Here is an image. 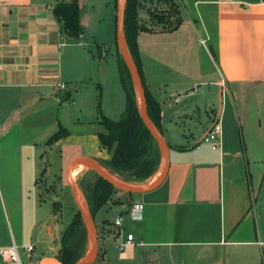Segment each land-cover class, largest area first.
Returning <instances> with one entry per match:
<instances>
[{
  "label": "crops",
  "instance_id": "0c3cea01",
  "mask_svg": "<svg viewBox=\"0 0 264 264\" xmlns=\"http://www.w3.org/2000/svg\"><path fill=\"white\" fill-rule=\"evenodd\" d=\"M201 2L207 9L193 20L180 0L178 30L140 33L169 168L160 186L115 204L138 243L117 249L124 236L103 219L90 264H264V0ZM58 3L0 0V246L15 243L26 258L23 247L33 244L37 264H62L65 229L54 203L40 196L39 175L79 158L108 159L100 110L122 117L127 105L118 59L106 63L117 51L116 0H79L82 39L64 34L53 14ZM142 34L151 38L147 48ZM218 120L220 149L196 148ZM61 127L68 135L48 146Z\"/></svg>",
  "mask_w": 264,
  "mask_h": 264
},
{
  "label": "trees",
  "instance_id": "16d2710c",
  "mask_svg": "<svg viewBox=\"0 0 264 264\" xmlns=\"http://www.w3.org/2000/svg\"><path fill=\"white\" fill-rule=\"evenodd\" d=\"M144 1L126 0L125 38L129 53L145 88L149 117L154 128L161 134V107L146 84L138 46V36L141 32L152 33L155 31L142 24L139 19V12ZM175 7L173 13L179 15L180 11L178 9L180 6L177 4ZM53 14L62 24L64 34L74 39L80 38L84 29L80 21L79 0L59 1L53 9ZM150 14L158 24L167 26L165 31L168 32L178 30L183 23L181 16H178L176 21L172 20L174 16L172 13L169 15ZM116 50L120 80L126 94L127 105L122 117L119 120H113L101 112L99 104L100 119L98 123L103 130L98 133V138L102 149L107 151L109 158L97 162L103 169L111 175L117 176L123 183L142 185L158 173L162 163V151L143 121L132 77L120 53L118 42L116 43ZM211 51L214 54L213 50ZM67 135L68 131L61 127L48 140L47 145L51 146ZM90 176L93 177L92 180L89 179ZM79 188L83 191L89 211L94 219L100 209L108 203H122V201L113 198V194L118 189L93 170L80 179ZM129 194L132 195L133 193ZM80 233L81 237L77 239L76 237ZM88 244L87 226L81 211L78 209L62 233V248L59 254L62 264H75L86 254Z\"/></svg>",
  "mask_w": 264,
  "mask_h": 264
},
{
  "label": "rangeland",
  "instance_id": "374dc122",
  "mask_svg": "<svg viewBox=\"0 0 264 264\" xmlns=\"http://www.w3.org/2000/svg\"><path fill=\"white\" fill-rule=\"evenodd\" d=\"M59 1H61V0H59ZM185 1L188 2V9L190 12L189 14H191V18H193V20L199 19L197 17V12L198 13L199 12L201 13V11L205 12V10L207 9L206 6L202 5V2H201L202 0H185ZM196 1H200V2H198L196 5L195 4ZM177 4L180 6L178 9V11H180V14L174 15L173 11L176 9L175 6ZM150 13H158L160 15H163V14L169 15L170 13H172L174 15L172 17V20H174V21H176L178 16H181L182 19L184 18V13H183L182 6L180 4V0H171L169 2L167 0H145L143 2V6L139 12V19H140L141 23L152 28V29H154V30H166L167 26H165L163 24H158L157 21L151 17ZM185 17L188 20H190V17L188 16V14H186ZM198 28L201 29V25H199ZM104 31L105 30H102L98 34V38H97L99 40L98 44L104 45V42H106L105 39L107 38L108 35L106 33H104ZM142 35H144V34H142ZM197 35L199 36L198 32H197ZM146 36H148V34L147 35L145 34L143 36V41H144V39H146V42H144V45L146 46L145 48H147L151 42V40H150L151 38H146ZM198 39H199V37H198ZM200 40H201V38L199 39V41ZM138 46H139V52H140V34L138 36ZM92 50L94 51L95 54L96 53L100 54V51H101L100 49L98 50V47L96 45L93 46ZM147 52L148 51L145 52L146 57L148 56ZM120 53H121V50H120ZM115 55L116 54H114V56H109L108 61L106 63H108V62L113 63L112 61H115L117 59ZM197 55H199V57H200L199 53H197ZM206 82L208 83L207 86L210 87L211 86L210 84H211V82H213V80H211V77H209V79ZM207 86H205L204 88L207 89ZM135 90H136V88H135ZM203 91H205V90H203ZM136 94H137V100L139 103L140 101H139V91L138 90H136ZM109 118H111L113 120H119L121 118V114H119L117 111L115 112V110H114L112 113V117H109ZM163 160H164V156L162 154V162H163ZM43 166L45 168V165H43ZM81 168H82V172L78 176H76L74 179H72L70 176L71 182L78 187H79L80 179L86 173H88L89 171H92V169L87 165H82ZM55 169L56 168L53 167L52 176H50V177L42 172L39 175L36 184H37L38 189L40 191V196L42 198H48V201L50 202V204L54 203V206H56V209L58 210V213H59V220L61 221L62 226L64 228H66L69 225V223L71 222L72 218L74 217L75 213L78 211L79 208H78V204L75 200L72 187L70 186L68 179H67V170H65L63 172H57V171H55ZM42 171H43V169H42ZM157 175H158V173L151 180H149L148 182H146L142 185H133V186L147 187V186L153 185V184L157 183L158 179L160 178L159 177L157 179ZM112 177L114 179L120 181L117 176L112 175ZM89 179L92 180L93 177L90 176ZM81 192L83 193L82 190H81ZM129 196H130L129 193L122 191V190H119V189L113 194V198L115 200L121 201V199L124 198V200H122L125 202L124 204H129L132 202V199L129 198ZM136 196H139V195H136ZM110 204H112V202H110L106 206H104L96 216L97 222L96 221L95 222H96L98 234L103 233V229L100 228V225H101V222L103 221V219L104 220L109 219L110 221H114L118 215V206L115 205V203H114L111 205V207H109L108 205H110ZM259 209H260V207H259ZM260 211L259 212L261 214V219L264 222V208L262 207L260 209ZM87 230H88V235H89V244H88V251H89L91 246H92V243H91L92 240H91V235L89 233L88 227H87ZM80 237H81V233L78 234L76 238L79 239ZM250 264H252V263H250ZM260 264H263V262L260 261Z\"/></svg>",
  "mask_w": 264,
  "mask_h": 264
},
{
  "label": "water",
  "instance_id": "95a60500",
  "mask_svg": "<svg viewBox=\"0 0 264 264\" xmlns=\"http://www.w3.org/2000/svg\"><path fill=\"white\" fill-rule=\"evenodd\" d=\"M126 6V0H117V13H118V33H117V42L121 50V55L125 61V64L131 74L132 81L134 83V86L136 90L139 91V105H140V112L143 118V121L146 125V127L151 131L152 135L155 137L163 156H165L166 163L164 167V171L158 180L157 183L147 186V187H139V186H133L126 183H123L121 181H118L112 177V175L103 169L97 161H94L92 159L88 158H79L73 161L68 170H67V179L72 187L73 194L75 197V200L78 204V208L82 213L84 222L86 223L89 233L91 235V243L92 246L90 250L85 254L80 260H78L75 264H90L97 256L98 254V232L96 227L95 219L93 218L92 214L89 211L88 204L86 201V198L84 194L81 192V189L74 185L71 180L70 176L72 174V170L76 165H87L89 166L93 171H95L98 175L103 177L105 180H107L109 183L114 185L117 189L125 191L127 193H142L146 191H150L162 184L164 181L168 168H169V146L165 142L164 138L161 134L158 133V131L154 128L151 119L148 114V108H147V101H146V93L145 88L142 83L141 77L138 73V70L134 64V61L129 53L126 38H125V30H124V24H125V7Z\"/></svg>",
  "mask_w": 264,
  "mask_h": 264
},
{
  "label": "built area",
  "instance_id": "2783aa9c",
  "mask_svg": "<svg viewBox=\"0 0 264 264\" xmlns=\"http://www.w3.org/2000/svg\"><path fill=\"white\" fill-rule=\"evenodd\" d=\"M80 38L82 39L83 35H80ZM202 42L205 43L206 41L203 40ZM60 87L65 88L66 86L64 84H60ZM222 131V125L218 120L213 124L212 128L204 135L201 141L197 143L196 148L199 149L201 145H209L213 150H219L221 147ZM135 205L132 208V214L136 216L138 212H140V210L142 209H137ZM117 221H119V223ZM125 222V214L117 215V217L113 221V225L115 226V228H117V231L115 232L116 236L120 234H123L124 236V239L120 242H117L115 245L120 251H123L127 247L136 245L138 243L135 234L125 227ZM258 244L264 250V241H259ZM23 249L24 252L27 254L26 258L23 257L20 246L15 243L9 246H0V257L9 262V264H37L36 259L32 257L35 246L33 244H28L25 245Z\"/></svg>",
  "mask_w": 264,
  "mask_h": 264
},
{
  "label": "bare ground",
  "instance_id": "6f19581e",
  "mask_svg": "<svg viewBox=\"0 0 264 264\" xmlns=\"http://www.w3.org/2000/svg\"><path fill=\"white\" fill-rule=\"evenodd\" d=\"M165 163H166V159L164 156V160L160 166L158 175H157V179L162 175L163 171H164V167H165ZM82 165H76L73 170H72V174H71V178L74 179L76 176H78L81 172H82Z\"/></svg>",
  "mask_w": 264,
  "mask_h": 264
},
{
  "label": "clouds",
  "instance_id": "9594fccd",
  "mask_svg": "<svg viewBox=\"0 0 264 264\" xmlns=\"http://www.w3.org/2000/svg\"><path fill=\"white\" fill-rule=\"evenodd\" d=\"M135 207L137 209H142L143 205L138 203V204L135 205ZM133 219H139V217H133ZM117 222L119 223V221H117ZM122 258H123V256H122Z\"/></svg>",
  "mask_w": 264,
  "mask_h": 264
}]
</instances>
